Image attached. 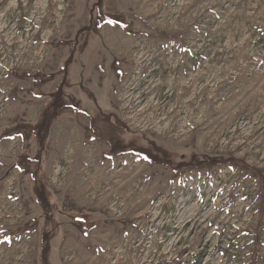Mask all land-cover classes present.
<instances>
[{
    "label": "rangeland",
    "instance_id": "1",
    "mask_svg": "<svg viewBox=\"0 0 264 264\" xmlns=\"http://www.w3.org/2000/svg\"><path fill=\"white\" fill-rule=\"evenodd\" d=\"M64 78L73 108L40 144L28 125ZM107 115L127 141L178 160L244 164L176 176L134 151L110 156L90 125ZM17 122L25 141L4 135ZM19 155L39 161L21 171ZM254 168L264 169V0H0V264H45V239L49 264H264Z\"/></svg>",
    "mask_w": 264,
    "mask_h": 264
},
{
    "label": "trees",
    "instance_id": "2",
    "mask_svg": "<svg viewBox=\"0 0 264 264\" xmlns=\"http://www.w3.org/2000/svg\"><path fill=\"white\" fill-rule=\"evenodd\" d=\"M104 18L114 24L120 26H126V22L123 18L117 15H103ZM67 80L65 78L61 82L59 88L53 93L51 102L44 109L40 119L34 125H28L30 132L33 133L40 144H43L45 138L49 135L53 122L59 117L60 111L66 108H73L72 105L66 103L64 100V86ZM103 124L99 127L96 126L98 119L91 117L90 125L97 136L104 137L111 146L110 156H116L128 151H134L144 156L152 164H158L163 166H170L173 168V172L176 176H183L187 169L213 168L216 165H224L228 163L244 164V161L234 158L233 156L211 155V154H194L189 157H183L177 159V155L170 150L159 145L157 142L151 141L146 146L139 144L138 138H132L126 140L123 135L128 131L127 125L119 118L116 117L113 121L110 119L111 115L104 117ZM24 123L17 122L13 127H9L4 130L5 136L19 135L22 141H25V134L22 131ZM14 132V133H12ZM12 133V134H11ZM27 161L38 162V158H32L26 155H19L16 161V167L19 170H23V164ZM260 183L261 191L264 197V169L254 168ZM40 193H38V196ZM40 197V196H39ZM46 198V195L45 197ZM46 204L43 199L40 198V203ZM83 220V218H81ZM259 241V240H257ZM49 251L50 244L45 239V247L43 253V259L45 264H49Z\"/></svg>",
    "mask_w": 264,
    "mask_h": 264
}]
</instances>
